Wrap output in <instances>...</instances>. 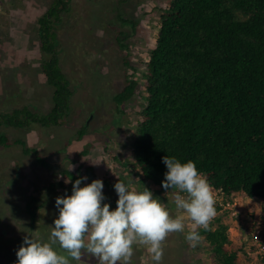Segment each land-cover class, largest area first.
Here are the masks:
<instances>
[{
    "label": "rangeland",
    "instance_id": "rangeland-1",
    "mask_svg": "<svg viewBox=\"0 0 264 264\" xmlns=\"http://www.w3.org/2000/svg\"><path fill=\"white\" fill-rule=\"evenodd\" d=\"M52 1L0 0V113L24 107L47 113L52 107L53 89L41 73L37 37V19ZM169 2L71 0L68 11L61 15L55 27L57 50L73 92L65 124L58 128L32 125L0 129L11 144L0 147V264H15L16 250L28 233L47 237L57 215L55 198L71 194V183L60 177L71 165L74 171L79 165L92 164L84 183L101 179L105 202L111 208L118 199L113 185L121 180L141 188L144 185L169 205L172 215L180 214L172 205L171 192L143 180L130 148L138 113L145 106L142 74L148 52L155 44L161 11ZM121 18L134 22L136 27L123 25ZM131 79L137 81L138 89L123 105V113H118L113 97ZM83 127L84 134L79 137ZM17 140L24 142L25 148L36 149L50 167H42L33 155L23 154V148L15 144ZM84 151L86 154L80 156ZM50 183H63L65 188L50 193L45 189ZM31 196H39L42 204L32 230L25 213ZM234 199L242 217L233 221L226 213L219 217L229 226V238L244 248L238 264H264V256L251 247L249 235V219L264 218V201L240 194ZM189 227L186 218L183 233H170L165 238L161 264H213L202 238L195 247L185 239ZM133 247L131 264H154L145 246ZM84 264L98 261L86 257Z\"/></svg>",
    "mask_w": 264,
    "mask_h": 264
},
{
    "label": "trees",
    "instance_id": "trees-1",
    "mask_svg": "<svg viewBox=\"0 0 264 264\" xmlns=\"http://www.w3.org/2000/svg\"><path fill=\"white\" fill-rule=\"evenodd\" d=\"M70 3L53 0L37 19L41 73L53 89L50 111L24 107L0 113V129L65 124L73 92L61 68L55 27ZM120 21L136 27L130 20ZM142 78L145 106L138 113L130 148L143 180L163 189L162 157L175 156L193 160L213 192L225 200L237 194L264 200V0H170L161 11ZM137 89V81L131 79L113 97L118 113ZM15 144L42 167H50L36 149L25 148L20 140ZM9 146L0 131V147ZM92 168L90 163L79 165L60 177L75 180L88 176ZM58 188L65 185L50 183L45 189L54 193ZM39 196L25 204L31 230L42 205ZM228 231L219 216L207 231L200 230L213 264H238L244 248L229 238Z\"/></svg>",
    "mask_w": 264,
    "mask_h": 264
},
{
    "label": "clouds",
    "instance_id": "clouds-1",
    "mask_svg": "<svg viewBox=\"0 0 264 264\" xmlns=\"http://www.w3.org/2000/svg\"><path fill=\"white\" fill-rule=\"evenodd\" d=\"M162 163L161 187L171 192L179 215H172L169 205L144 185L117 180L113 188L118 199L111 208L101 179L84 183L87 176L68 178L71 194L55 198L57 215L47 237L25 235L15 264H84L86 257L98 264H131L137 244L146 247L154 264H161L162 243L170 233L185 231L186 218L190 227L185 239L195 247L200 230L207 231L216 216L213 188L193 160L165 155Z\"/></svg>",
    "mask_w": 264,
    "mask_h": 264
},
{
    "label": "built area",
    "instance_id": "built-area-1",
    "mask_svg": "<svg viewBox=\"0 0 264 264\" xmlns=\"http://www.w3.org/2000/svg\"><path fill=\"white\" fill-rule=\"evenodd\" d=\"M215 206L219 207L216 210V217L223 213H227V216L233 221L238 217H242L238 212L237 200H225L221 193L214 192ZM213 218V219H214ZM249 235L253 244L251 247L259 254H264V218H250L249 219Z\"/></svg>",
    "mask_w": 264,
    "mask_h": 264
},
{
    "label": "crops",
    "instance_id": "crops-1",
    "mask_svg": "<svg viewBox=\"0 0 264 264\" xmlns=\"http://www.w3.org/2000/svg\"><path fill=\"white\" fill-rule=\"evenodd\" d=\"M264 201V200H263Z\"/></svg>",
    "mask_w": 264,
    "mask_h": 264
}]
</instances>
